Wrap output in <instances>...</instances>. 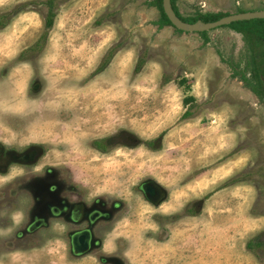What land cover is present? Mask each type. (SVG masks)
<instances>
[{
  "label": "rangeland",
  "instance_id": "obj_1",
  "mask_svg": "<svg viewBox=\"0 0 264 264\" xmlns=\"http://www.w3.org/2000/svg\"><path fill=\"white\" fill-rule=\"evenodd\" d=\"M38 1L0 0V14L21 5L0 28V140L43 144L104 211L80 254L59 223L18 247L0 229V264H264V105L240 80L241 34L159 28L151 0H54L45 42L29 49L43 32ZM174 4L182 17L264 10V0ZM121 128L137 144L91 147ZM13 219L12 233L27 224ZM255 235L254 254L244 244Z\"/></svg>",
  "mask_w": 264,
  "mask_h": 264
},
{
  "label": "flooded vegetation",
  "instance_id": "obj_2",
  "mask_svg": "<svg viewBox=\"0 0 264 264\" xmlns=\"http://www.w3.org/2000/svg\"><path fill=\"white\" fill-rule=\"evenodd\" d=\"M137 141L129 131L121 128L102 140L94 138L91 147L106 152L117 145L131 148ZM51 158L43 144L12 145L0 140V176L15 173L9 180L0 182V229L11 230L1 243L18 247L38 236L41 230H50L53 223H59L65 249L69 245L72 252L80 254L89 247L92 236L89 225L104 210L98 195L86 198L83 186L72 182L66 166ZM140 188L149 197L157 193L147 182H142ZM15 212H20L27 224L12 233Z\"/></svg>",
  "mask_w": 264,
  "mask_h": 264
},
{
  "label": "trees",
  "instance_id": "obj_3",
  "mask_svg": "<svg viewBox=\"0 0 264 264\" xmlns=\"http://www.w3.org/2000/svg\"><path fill=\"white\" fill-rule=\"evenodd\" d=\"M40 4L46 6L45 13L43 15V32L38 36L37 40L29 47V49H34V47L41 49V46L45 42L47 31L53 24L54 18V0H41L38 1ZM150 3L157 7L159 11V18L155 22L157 27H162L164 25H171L165 14L162 11L161 0H151ZM171 7L174 13L182 20L188 23H193L195 21L200 22H210L217 20L218 18L228 14L226 12H197L191 17H182L174 4V0H170ZM21 5H18L15 9L8 12H3L0 14V28L9 20L10 15L18 11V8ZM172 26V25H171ZM225 26H228L233 31L240 33L243 41L246 44V47L250 54V67H249V78H246L242 75L240 80L248 87V89L257 97V99L264 105V18H252L232 21ZM178 30V29H177ZM181 31V30H178ZM204 34V31L200 32ZM116 49V45L110 47L106 54L103 56L102 63L99 65V69L108 62L110 57L113 55V52ZM143 60L138 58L134 70H138L142 65ZM169 81V78L163 77V82ZM186 82L185 77H181L177 83L182 85ZM193 96L185 95L182 98V103L185 104L189 100H193ZM189 112L185 111L181 114L187 115ZM257 235L249 238L244 246L245 248L255 254V249L261 246V242L257 240Z\"/></svg>",
  "mask_w": 264,
  "mask_h": 264
},
{
  "label": "water",
  "instance_id": "obj_4",
  "mask_svg": "<svg viewBox=\"0 0 264 264\" xmlns=\"http://www.w3.org/2000/svg\"><path fill=\"white\" fill-rule=\"evenodd\" d=\"M162 11L165 14L166 18L170 24L181 31H204L211 28H215L219 25H225L232 21L252 19V18H264V10H252V11H243L237 13L226 14L217 20L210 22H200L195 21L193 23H188L182 21L173 11L170 0H161Z\"/></svg>",
  "mask_w": 264,
  "mask_h": 264
},
{
  "label": "crops",
  "instance_id": "obj_5",
  "mask_svg": "<svg viewBox=\"0 0 264 264\" xmlns=\"http://www.w3.org/2000/svg\"><path fill=\"white\" fill-rule=\"evenodd\" d=\"M163 27V26H162ZM161 28V27H160ZM163 28H165V25H164V27Z\"/></svg>",
  "mask_w": 264,
  "mask_h": 264
}]
</instances>
